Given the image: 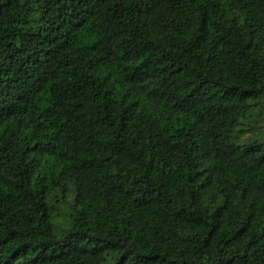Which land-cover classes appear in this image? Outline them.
I'll list each match as a JSON object with an SVG mask.
<instances>
[{
    "label": "trees",
    "instance_id": "1",
    "mask_svg": "<svg viewBox=\"0 0 264 264\" xmlns=\"http://www.w3.org/2000/svg\"><path fill=\"white\" fill-rule=\"evenodd\" d=\"M0 264H264V0H0Z\"/></svg>",
    "mask_w": 264,
    "mask_h": 264
}]
</instances>
